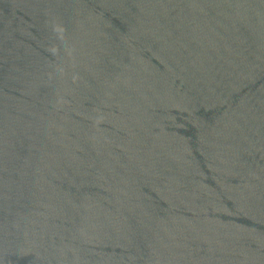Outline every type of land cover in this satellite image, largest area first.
<instances>
[{"label":"water","instance_id":"1","mask_svg":"<svg viewBox=\"0 0 264 264\" xmlns=\"http://www.w3.org/2000/svg\"><path fill=\"white\" fill-rule=\"evenodd\" d=\"M0 264H264V0H0Z\"/></svg>","mask_w":264,"mask_h":264}]
</instances>
